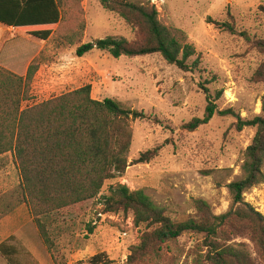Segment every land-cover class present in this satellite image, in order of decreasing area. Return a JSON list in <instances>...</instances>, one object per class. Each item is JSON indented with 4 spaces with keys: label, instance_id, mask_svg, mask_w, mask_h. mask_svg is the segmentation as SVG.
I'll return each instance as SVG.
<instances>
[{
    "label": "rangeland",
    "instance_id": "374dc122",
    "mask_svg": "<svg viewBox=\"0 0 264 264\" xmlns=\"http://www.w3.org/2000/svg\"><path fill=\"white\" fill-rule=\"evenodd\" d=\"M126 1L154 5L163 26L182 31L181 42L194 48L198 69L183 72L157 54L113 59L93 50L78 58V45H62L54 37L41 42L0 25V67L24 76L33 59L38 63L22 109L89 85L93 99L110 98L148 117L131 123L129 162L142 152L161 147L148 164L130 165L121 178L107 181L100 198L53 215L47 222L50 248L39 237L24 204L2 217L0 243L12 237L8 244L22 249L17 256L22 264H87L99 253H104L110 264H129L130 250L145 227H135L130 213L103 212L101 197L108 195L110 185L143 191L175 222L197 215L195 201L206 203L213 215L231 207L227 186L242 178L244 152L255 133L251 127L237 131L235 123L237 118L247 121L261 115L264 54L239 34L222 32L208 21L223 22L229 13L239 32H246L252 41L264 39V0ZM80 6L85 23L81 44L107 36L133 40L124 21L103 10L97 1L80 0ZM204 89L218 110H231L234 116L215 115L189 132L183 125L204 116L208 104ZM262 170L264 173V164ZM18 185L12 155L1 156L0 199L12 204ZM243 196L264 216V185L247 190ZM1 205L4 211L7 206ZM245 242L256 263L264 264L255 256L252 245ZM197 245L196 236L184 234L162 246L158 264H189ZM0 264H7L2 256Z\"/></svg>",
    "mask_w": 264,
    "mask_h": 264
},
{
    "label": "trees",
    "instance_id": "16d2710c",
    "mask_svg": "<svg viewBox=\"0 0 264 264\" xmlns=\"http://www.w3.org/2000/svg\"><path fill=\"white\" fill-rule=\"evenodd\" d=\"M95 1L124 21L133 34L132 41L107 36L81 44L85 23L80 0H0V25L41 42L54 37L62 45H78V58L93 50L105 52L113 59L157 54L183 72L198 69L194 48L181 42L182 31L159 22L154 5L126 0ZM227 16L223 22H208L222 32L239 34L264 54V39L252 41L246 32L238 31L229 13ZM37 68L36 59L28 64L24 76L0 67V157L10 153L19 175L17 199L12 204L8 199H0V204L7 206L4 211L0 206V219L24 204L39 237L50 248L47 222L53 215L97 199L107 181L121 178L130 165L148 164L158 156L161 147L142 152L129 162L131 123L148 117L110 98L93 99L89 85L22 109ZM261 74L264 77V64ZM204 93L208 100L204 116L183 125L189 132L207 124L215 115L234 116L231 110H218L207 89ZM247 127L254 128L255 133L244 152L242 178L227 186L232 204L223 214L213 215L206 203L195 201L197 215L175 222L143 191H131L121 184L108 187V195L101 197L103 212L130 213L135 227H145L139 242L130 250L129 264H158L162 246L184 234L196 236L199 244L189 264H257L245 240L264 262V216L243 196L247 190L264 185V96L260 116L247 121L237 118V131ZM12 240L10 237L0 243V256L7 264H22L17 259L22 249L8 244ZM110 263L104 253L87 261Z\"/></svg>",
    "mask_w": 264,
    "mask_h": 264
}]
</instances>
